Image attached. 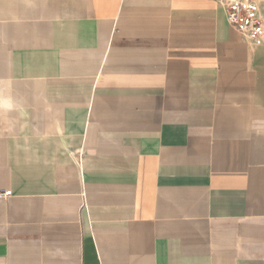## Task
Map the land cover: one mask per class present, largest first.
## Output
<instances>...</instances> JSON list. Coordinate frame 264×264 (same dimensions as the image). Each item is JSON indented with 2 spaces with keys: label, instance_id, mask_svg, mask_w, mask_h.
<instances>
[{
  "label": "crops",
  "instance_id": "crops-1",
  "mask_svg": "<svg viewBox=\"0 0 264 264\" xmlns=\"http://www.w3.org/2000/svg\"><path fill=\"white\" fill-rule=\"evenodd\" d=\"M0 264H264V44L217 0H0Z\"/></svg>",
  "mask_w": 264,
  "mask_h": 264
},
{
  "label": "built area",
  "instance_id": "built-area-1",
  "mask_svg": "<svg viewBox=\"0 0 264 264\" xmlns=\"http://www.w3.org/2000/svg\"><path fill=\"white\" fill-rule=\"evenodd\" d=\"M261 0H217L223 7L227 23L251 45L264 44V17Z\"/></svg>",
  "mask_w": 264,
  "mask_h": 264
}]
</instances>
